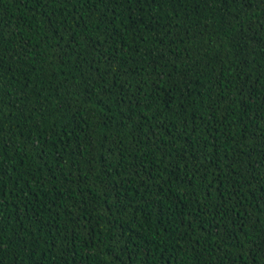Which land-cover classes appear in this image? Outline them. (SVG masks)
Listing matches in <instances>:
<instances>
[{"label":"trees","instance_id":"obj_1","mask_svg":"<svg viewBox=\"0 0 264 264\" xmlns=\"http://www.w3.org/2000/svg\"><path fill=\"white\" fill-rule=\"evenodd\" d=\"M0 264H264V0H0Z\"/></svg>","mask_w":264,"mask_h":264}]
</instances>
